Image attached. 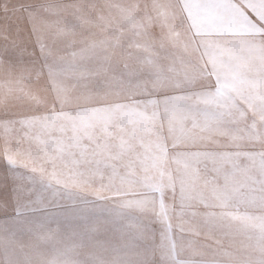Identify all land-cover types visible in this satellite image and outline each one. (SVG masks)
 Wrapping results in <instances>:
<instances>
[{
    "label": "snow or ice",
    "instance_id": "6c2138e0",
    "mask_svg": "<svg viewBox=\"0 0 264 264\" xmlns=\"http://www.w3.org/2000/svg\"><path fill=\"white\" fill-rule=\"evenodd\" d=\"M81 7L29 0L4 8L0 69L7 75L0 92L9 100L0 105V134L6 143L16 138L18 146L27 142L35 150L6 148L0 157L7 165L0 184V264H82L75 257L85 247L95 254L83 264H104L108 251L112 264H130L128 253L136 254L134 264H154L158 247L175 253L185 220L174 231L169 225L159 246L150 227L151 218L160 219L156 185L168 186L154 172L170 153L189 173L210 164V182L224 177L216 203L205 206V227L232 235L233 214L248 194L228 173L240 169L241 155L264 167V152L230 150L242 138L233 134L240 129L222 130L218 123L236 114L238 98L264 111V0H243L257 21L236 0H153L141 19L125 13L139 37L132 44L118 33L100 40L86 32ZM177 16L206 57L201 71L212 79L210 89L190 86L194 74L170 51L180 43L173 36ZM139 45L143 53L128 50ZM160 51L169 53L163 63ZM215 134L227 138L220 142ZM171 188L175 192L174 182ZM97 202L94 209L80 207ZM244 232L241 225L237 234ZM239 243L225 250L234 255L214 252L199 261L173 255L166 264H264V236ZM244 245L256 253L245 256Z\"/></svg>",
    "mask_w": 264,
    "mask_h": 264
},
{
    "label": "clouds",
    "instance_id": "9594fccd",
    "mask_svg": "<svg viewBox=\"0 0 264 264\" xmlns=\"http://www.w3.org/2000/svg\"><path fill=\"white\" fill-rule=\"evenodd\" d=\"M60 5L70 7L76 6V4L63 3H60ZM80 5L82 6L78 9L80 12L84 9H89L97 13V18L88 21L86 26L88 31H91V34L96 39L109 40L114 34L127 31L126 12L131 11L136 15L137 19H141L151 10L152 3H150L149 0H125L122 4L105 6L107 8V15H104L95 4ZM91 11L89 12V15H91ZM172 23L175 25L173 36H175L176 40L180 43L179 45L173 43L170 51L172 54L181 55L183 57L184 68L194 74V79L191 81L190 86L210 89L212 86V79L201 71L205 66L206 57L202 54L201 49L197 47V41L192 38L190 33L186 34L185 26L182 25L179 16H177ZM101 24H103V27H101ZM109 51L115 55L121 54L120 49L117 47H111L109 48ZM6 75L7 73L3 69H0V80L5 79ZM32 95L40 97V92L35 90ZM8 100V93L6 91L0 92V105L7 103ZM236 108L238 109L236 114L234 116L229 115L228 119L243 121L246 124L250 121V124L248 125L249 128L257 129L259 132L257 136L253 137V139L258 140L259 143L253 146L264 150V111L255 105L250 106L247 101L242 98H238ZM239 146L246 147L247 145L240 144ZM161 163L162 168L167 170L166 173L161 172V175L167 180L168 186L171 187L173 182L175 185H180L181 198H183L185 189L187 188L188 195L190 196V203L197 209H199L202 204L205 206H211L216 203L217 189L223 185L224 177L219 178L220 180H223V183H220L219 180L210 182L209 179L203 177L196 169H193L191 173H189L186 171L183 161L175 154L171 153L167 157H162ZM257 177L259 178L257 179ZM228 179L233 184L240 186L250 187L252 183H255L258 188V195H255L246 201H241L243 204V210L240 209L237 213L233 214L236 231H234L232 235H226L219 231L213 235V231L210 228H207L204 235L208 240L213 241V244L202 245L199 241L189 240L185 245L182 241L181 249L189 257L194 258L196 256L203 257L208 255L206 248H213V253L215 252L218 256L234 255V252L227 253L225 250L229 248H240V243L237 241V233L239 232L241 225H243L245 229L243 234L245 239L250 238L254 242L257 237L264 236V167H260L253 171L251 166H245L236 172H229ZM207 215L208 213L206 211L198 212L195 216L194 223L184 221V229L192 231L197 227L205 228ZM244 249H246V251H244L245 256L256 253L254 247L244 245ZM94 254V251L90 248H80L77 250V256L75 258L83 264L84 261ZM126 258L130 264H134L136 254L128 253ZM112 259L113 256L111 251L104 254V264H112ZM217 264H222V261L218 260ZM229 264H233V262L230 261ZM236 264H239V261H237Z\"/></svg>",
    "mask_w": 264,
    "mask_h": 264
},
{
    "label": "rangeland",
    "instance_id": "374dc122",
    "mask_svg": "<svg viewBox=\"0 0 264 264\" xmlns=\"http://www.w3.org/2000/svg\"><path fill=\"white\" fill-rule=\"evenodd\" d=\"M29 2V0H0V24L5 23L3 20V16L5 15L4 13V8L8 7L9 9H12L14 6L19 5L21 3H26ZM58 3H63V4H95L98 6L100 11L104 14L107 15V8L105 6L107 5H115V4H122L125 2V0H57ZM150 3L153 2V0H149ZM164 2H170V0H164ZM236 4L240 6L241 10L246 13L248 17L251 18L252 21H257V17L253 14L251 10L248 8L243 7V0H236ZM91 10L89 9H84L81 12V16L83 18V27L85 31H88L87 23L89 20H93V18H97V13L95 11H91V15H89V12ZM91 18V19H90ZM126 28L127 31L124 33H118L120 40L124 44H132L135 43L139 37L136 34L135 29L132 26V23L130 21H126ZM94 30V29H92ZM152 31L155 36H159L160 34V28L158 25H154L152 28ZM7 41H4L0 39V48L4 47ZM129 51H134L137 54L143 53L144 52V47L143 45H139L135 48H129ZM160 57L162 63L165 62L164 58L169 55L168 52L165 51H160ZM209 108H213L214 106H208ZM250 121L246 124L243 121H237V120H229L228 117H225L223 121H220L218 123L219 128L222 130H234L236 128H239L240 131L234 132L233 134L240 136L244 139H240L237 142V145L233 147L232 151L240 152L241 154L243 153H251V152H261L264 150L259 149L258 147H254L253 145H256L259 143L258 140L253 139V137L257 136L259 134L257 129H251L252 130V136L249 138L248 130ZM17 136H21L22 134L17 133ZM227 137L219 134L213 135V139L218 140L220 142L225 141ZM240 144L247 145L246 147H240ZM17 147L20 148L21 151L27 152V151H34L35 146L32 144H29L27 142L21 143L19 146L17 145L16 138H11L10 143H6L5 139L2 134H0V157H2V154L4 153L6 148H10L12 151H15ZM212 147H216V145H211L209 144V149ZM203 150V149H201ZM239 165L240 169L244 168L245 166H251L252 170L255 171L259 169L261 166L259 164L253 166L251 164V161L247 159L244 155L240 156L239 159ZM229 167H231L229 165ZM203 177H206L207 179H211L215 173L211 171V165L209 164L208 167L206 168L204 164H200L198 168L196 169ZM166 169L162 168V163L161 160L158 162V165L155 169V175L157 176V180H159V177L161 175V172L166 173ZM7 173V165L4 161L3 158H0V184L5 183V176ZM25 175H28V173H25ZM259 177H257L258 179ZM220 183H223V180L218 179ZM10 182H9V187H10ZM239 186L240 192L248 194V199L251 197L258 195V188L255 183H252L251 186ZM87 200H92L91 195H86ZM115 197L113 198V200ZM155 200H156V205L157 209L160 213V219L156 218H151L150 221V227L152 230L155 232L156 236V244L159 246L161 244V233L165 232V230L171 226L172 230L174 231L178 224L181 222V219L185 221H190V222H195V216L198 212H205L207 211L205 205H201L199 209L194 207L190 203V196L188 195L187 188L185 189V193L183 198H181V187L179 184L176 185L175 192L172 191V188L170 186H162L159 183L156 185V191H155ZM63 203V201H62ZM99 203L97 202L96 204H81L80 207L83 208H88V209H94L99 206ZM108 204H111L112 201L106 202ZM243 210V208H241ZM100 213H95L94 215H99ZM106 211L104 212V215H106ZM2 219V218H0ZM145 223H149V221H145ZM207 228H195L192 231H188L187 229L184 230V232L181 234L183 236V240L178 239L177 240V246L175 249V253H172L170 250V246L165 247V248H157L156 254L152 256L151 258L154 261V264H166L168 260L172 258L173 255H175L177 258L179 257H189L184 251L181 249V242L183 241L185 245L189 240H195L199 241L202 245H209L213 244L214 242L211 240H208L206 236L204 235L205 231ZM110 234V233H109ZM101 239L106 238V234H101ZM245 239L243 235H238L237 236V241L239 242L240 240ZM206 251L208 255L206 256H196L193 259L199 261V260H211L213 258V248H206ZM192 258V257H191ZM219 259V257H217Z\"/></svg>",
    "mask_w": 264,
    "mask_h": 264
}]
</instances>
